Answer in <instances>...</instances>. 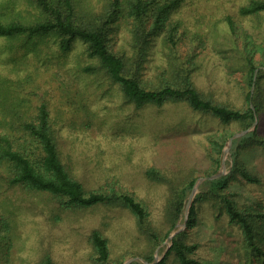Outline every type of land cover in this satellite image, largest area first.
Segmentation results:
<instances>
[{"label": "rangeland", "instance_id": "1", "mask_svg": "<svg viewBox=\"0 0 264 264\" xmlns=\"http://www.w3.org/2000/svg\"><path fill=\"white\" fill-rule=\"evenodd\" d=\"M79 1L85 16L100 19L106 12V0ZM250 2L185 0L171 15L178 25L174 41L166 42L163 33L145 49L138 70L145 86L182 85L184 67L185 72L191 70L204 96L244 110L254 107L248 95L257 87L255 83L250 86L244 64L249 55L255 61V81L260 82L264 100V77L257 78L264 71V12L242 15L241 8ZM0 6L4 14L15 18L37 14L31 0H0ZM120 22L111 45L132 61L130 26L125 20ZM23 42L0 38V73L13 78L16 93L25 96L22 109L34 111L42 102L48 103L62 157L72 163L73 174L88 190L115 189L133 195L146 208L154 236L142 232L137 217L124 206L65 209L49 194L9 186L0 177V264H41L47 255L55 264H99L91 241L97 230L109 242L110 264H146V256H153L157 263L180 264L174 253L169 254L174 238L168 241L180 229L187 232L186 243L196 246L192 257L203 264H264L251 253L242 229L208 192L207 182L215 179H206L224 168L221 177L230 174L233 155L238 153L241 168L260 182H248L236 170L226 193L232 194L241 210L264 215V107L247 129L194 110L184 101L139 109L126 102L119 87L101 72L83 71L98 66L83 43H74L64 52L55 38L36 47L24 48ZM11 43H15L12 54L5 51ZM248 129L247 134L235 137ZM254 131L256 139L244 140ZM243 140L246 144L239 146ZM152 170L159 179L149 176ZM192 179L198 184L195 195L191 200L194 186L173 226L169 199L174 189ZM201 194L204 197L197 200ZM193 208L194 222L188 227Z\"/></svg>", "mask_w": 264, "mask_h": 264}, {"label": "trees", "instance_id": "2", "mask_svg": "<svg viewBox=\"0 0 264 264\" xmlns=\"http://www.w3.org/2000/svg\"><path fill=\"white\" fill-rule=\"evenodd\" d=\"M37 14L34 18H15L0 10V38L6 41H24L23 47L38 46L48 38L59 40L60 49L69 51L74 43L81 42L87 48L90 58L96 60L97 67H87L83 71L89 74L102 73L112 84L119 87L126 102L137 108L147 105L163 106L170 101H184L197 111L211 114L224 123L238 122L243 129L251 127L257 114L263 111L264 100L260 82L255 81L256 65L248 55L244 64L250 73V86L257 85L254 94L248 99L253 106L241 110L213 101L204 96L191 77V70L181 68L182 85L166 83L158 88H148L139 76L145 49L153 44L156 37L164 35L166 42H173L178 25L171 20V15L181 7L185 0H106V12L96 17L82 14L79 0H31ZM2 6H0L1 8ZM242 15H260L264 12V0H251L250 4L240 10ZM125 20L130 26L132 48L135 55L130 60L128 54L117 53L112 48V34L115 26ZM229 25L234 32L236 27L232 20ZM6 46L5 51L13 53V45ZM185 72V73H184ZM264 77V71L257 77ZM25 96L16 93L14 79L0 73V177L9 186L20 187L33 193L49 194L65 209H85L102 204L121 205L128 208L138 219L142 232L154 236L149 223V216L144 205L133 195L118 192L115 189L88 190L84 183L73 174V166L62 157L57 129L48 103L42 102L34 111L22 109ZM256 139V131L244 140ZM242 141L239 146L246 144ZM260 140V139H257ZM238 153L233 155V173L225 177L208 181L209 193L224 206L231 222L238 225L245 237L251 253L264 260L262 224L264 215L241 210L226 189L232 175L239 170L248 182L258 183L260 179L246 169H242ZM4 171V172H3ZM216 169L214 173H217ZM149 176L158 178V172L150 171ZM192 179L180 189H174L169 199V210L173 226L176 225L186 207L189 191L195 186ZM230 194V195H229ZM199 195L197 200H202ZM194 208L190 211L188 227L194 222ZM186 231L179 232L173 239L169 254L174 253L180 264H203L192 255L195 245L185 241ZM91 241L99 264L111 263V251L108 240L100 231H94ZM153 263V256H146ZM165 260L156 264H164ZM41 264H55L47 255ZM133 264H139L134 262Z\"/></svg>", "mask_w": 264, "mask_h": 264}, {"label": "water", "instance_id": "3", "mask_svg": "<svg viewBox=\"0 0 264 264\" xmlns=\"http://www.w3.org/2000/svg\"><path fill=\"white\" fill-rule=\"evenodd\" d=\"M252 94H253V93H252ZM256 124H257V122L255 123V125L253 126V128L256 126ZM253 128H251V129H253ZM251 129H248V130H246V131H244V132H242V133L236 135L235 137H242L243 135L247 134ZM232 139H233V138H232ZM232 139H231V140H232ZM224 174H225V168L223 169L222 172H220V173H218V174H216V175H214V176H212V177H208V178H206V179H216V178L221 177V176L224 175ZM202 180H203V179H201L200 182H201ZM197 186H198V184H196L195 189L193 190V193H192V196H191V200L193 199V196L195 195V192H196V190H197ZM181 230H182V229H180V230L176 231L175 233H173V234L169 237L168 241H172V239L174 238V236H175L176 234H178ZM158 261H159V260H156V261L154 262V264L157 263ZM129 262H130V261H129ZM129 262H128V263H129ZM128 263H126V264H128ZM145 263H146V264H150V263H148V262H146V261H145Z\"/></svg>", "mask_w": 264, "mask_h": 264}]
</instances>
